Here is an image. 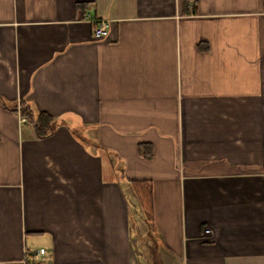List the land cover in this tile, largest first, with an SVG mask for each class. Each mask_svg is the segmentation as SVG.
<instances>
[{"label":"crops","instance_id":"1","mask_svg":"<svg viewBox=\"0 0 264 264\" xmlns=\"http://www.w3.org/2000/svg\"><path fill=\"white\" fill-rule=\"evenodd\" d=\"M0 97L62 122L0 103V264H141L76 120L150 181L175 264H264V0H0Z\"/></svg>","mask_w":264,"mask_h":264},{"label":"rangeland","instance_id":"2","mask_svg":"<svg viewBox=\"0 0 264 264\" xmlns=\"http://www.w3.org/2000/svg\"><path fill=\"white\" fill-rule=\"evenodd\" d=\"M67 118L71 121L70 117ZM70 126V128L78 135L93 138V140L89 142H92L91 145L89 144L91 147L89 150L93 153V155H97L100 159H102L103 179L106 177L105 175L108 174L107 171H109L110 163H114L112 173L115 181H120L119 185L126 200L127 231L134 242L133 246L140 251V263L153 264L151 259L154 257L158 264H175V261L172 259L170 254L165 252L164 248H160L158 243L156 248H154L153 240L151 237H148L151 232L153 235V230L150 232L151 229L146 228L147 225L142 220L144 217L142 208H138V213L133 209V206L135 207V205H138V202H136V198L132 197V187L129 186L127 181H125V178L126 176L134 174H126L123 160L118 156V151L110 148L106 149L105 146L100 144L101 142L97 139L95 131L93 130V134H90L89 131L84 130L85 126H81L77 123V120ZM136 220H138V223L134 226ZM154 234L156 235V230L154 231Z\"/></svg>","mask_w":264,"mask_h":264},{"label":"trees","instance_id":"3","mask_svg":"<svg viewBox=\"0 0 264 264\" xmlns=\"http://www.w3.org/2000/svg\"><path fill=\"white\" fill-rule=\"evenodd\" d=\"M0 103L5 104L7 107H12L14 110H18L21 115H23L27 120L32 123L33 133L36 137H46L55 132L56 128L61 125V121L54 117L52 114L48 113L45 110H35L30 104L26 101L21 100L16 106H11L9 102H5L2 97H0ZM132 185V194L134 198H136V202L138 205H134L133 209L137 212L142 208L144 217L143 222L147 225L146 228H150V232L153 230V235L149 233L148 237H151L153 240L154 248L157 246L158 237L154 234L155 227L153 223V205H152V185L149 180L141 179V180H131ZM138 213V212H137ZM138 220L135 221L134 226L137 225ZM136 224V225H135ZM131 243L133 245L132 238H130ZM151 240V241H152ZM135 254L140 258V251L133 246ZM150 249V246H149ZM152 263L158 264L156 259L152 257Z\"/></svg>","mask_w":264,"mask_h":264},{"label":"built area","instance_id":"4","mask_svg":"<svg viewBox=\"0 0 264 264\" xmlns=\"http://www.w3.org/2000/svg\"><path fill=\"white\" fill-rule=\"evenodd\" d=\"M92 21V19H91ZM93 27H92V36L95 39H99L102 38L106 35L107 33V28L109 27V20L105 19V18H101V19H93ZM21 120L24 121L25 117H21ZM210 228L209 227H205L204 228V232H209ZM37 252L39 254H42L44 252V248L40 247L39 249H37ZM36 261V259H34Z\"/></svg>","mask_w":264,"mask_h":264}]
</instances>
